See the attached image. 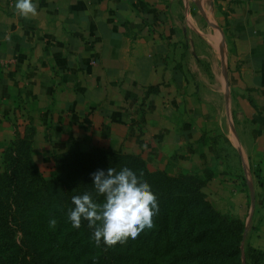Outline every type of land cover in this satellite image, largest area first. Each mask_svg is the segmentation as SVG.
<instances>
[{
	"label": "crops",
	"instance_id": "obj_1",
	"mask_svg": "<svg viewBox=\"0 0 264 264\" xmlns=\"http://www.w3.org/2000/svg\"><path fill=\"white\" fill-rule=\"evenodd\" d=\"M15 2L0 0V155L31 136L41 166L81 143L211 175V204L264 244V0L209 1L217 85L185 66L165 0H33L28 18Z\"/></svg>",
	"mask_w": 264,
	"mask_h": 264
},
{
	"label": "trees",
	"instance_id": "obj_2",
	"mask_svg": "<svg viewBox=\"0 0 264 264\" xmlns=\"http://www.w3.org/2000/svg\"><path fill=\"white\" fill-rule=\"evenodd\" d=\"M100 153L77 154L69 149L55 158L50 180L40 173L33 159V141H13L3 152L0 173V264H231L239 255L235 244L222 245L224 219L200 189L211 175L170 176L151 173L139 156ZM106 151V150H105ZM30 152V153H29ZM127 167L151 186L159 211L154 227L135 240L107 247L95 245L88 222L76 229L67 213L71 197L91 193L97 204L92 173ZM56 219L55 228L49 227ZM227 234L223 232V236Z\"/></svg>",
	"mask_w": 264,
	"mask_h": 264
},
{
	"label": "clouds",
	"instance_id": "obj_3",
	"mask_svg": "<svg viewBox=\"0 0 264 264\" xmlns=\"http://www.w3.org/2000/svg\"><path fill=\"white\" fill-rule=\"evenodd\" d=\"M15 11L24 18L37 15L33 0H16ZM133 170L123 167L118 172L110 167L107 172L92 173L96 193L104 197L102 204L93 201L92 194L74 195V205L67 213L72 226L79 229L82 220L88 222L92 239L97 247L124 244L129 238L135 240L145 230L154 227V217L159 211L157 197L149 183ZM56 219H50L49 227L55 228Z\"/></svg>",
	"mask_w": 264,
	"mask_h": 264
},
{
	"label": "rangeland",
	"instance_id": "obj_4",
	"mask_svg": "<svg viewBox=\"0 0 264 264\" xmlns=\"http://www.w3.org/2000/svg\"><path fill=\"white\" fill-rule=\"evenodd\" d=\"M165 1L174 7L176 20L179 23L180 30L183 34L181 56L183 57L185 66L191 68L190 70L193 71V76L198 77L199 74H203L205 75L206 79L208 77L212 85L216 84L214 72L216 70L217 64L222 67V59L220 56V47L216 48V18L214 16V13L212 12L211 4L209 2L210 0ZM197 70L198 73L196 74ZM208 96L209 98L215 97V94L211 92V89L208 91ZM225 147L227 148V145H225ZM96 149L101 151L103 150L104 152L114 153L116 155L133 157V155H127L124 153L108 150L105 151V149L90 147L81 143H73L70 148L73 153L77 154L100 153V151H97ZM61 155L62 153H53L49 164H47V166H41L35 160V153H33V159L40 173L46 180L52 179L56 167L55 158H58ZM142 160L146 163L144 159ZM4 162L5 159L2 153L0 155V173H2L5 168ZM146 167L149 172L157 173L151 171L148 168L147 163ZM118 168L120 169L119 166ZM204 188L205 186L200 189L202 195L214 208V210L220 212L221 215L224 216L223 218L227 219L223 220V231L220 235L217 236L216 239H218V242L222 245H238L237 250L239 252V255L236 256V258L229 259V262H231V264H264V244L262 246H257V243H259L261 239V236H258L257 234L258 227L254 226L251 222H247V220L243 219L242 217H236L231 213L217 210L209 201L208 196L204 192ZM223 232H225L227 235L222 237ZM250 233L251 235L255 236H249Z\"/></svg>",
	"mask_w": 264,
	"mask_h": 264
}]
</instances>
